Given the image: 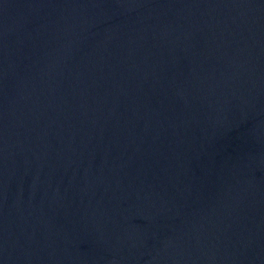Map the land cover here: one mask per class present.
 Listing matches in <instances>:
<instances>
[{
    "label": "water",
    "instance_id": "1",
    "mask_svg": "<svg viewBox=\"0 0 264 264\" xmlns=\"http://www.w3.org/2000/svg\"><path fill=\"white\" fill-rule=\"evenodd\" d=\"M0 264H264V0H0Z\"/></svg>",
    "mask_w": 264,
    "mask_h": 264
}]
</instances>
